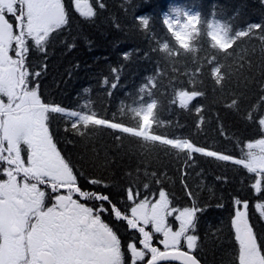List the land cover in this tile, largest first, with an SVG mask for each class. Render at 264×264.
Instances as JSON below:
<instances>
[{
    "label": "trees",
    "instance_id": "trees-1",
    "mask_svg": "<svg viewBox=\"0 0 264 264\" xmlns=\"http://www.w3.org/2000/svg\"><path fill=\"white\" fill-rule=\"evenodd\" d=\"M100 2L105 8H99ZM62 3L69 23L51 34L44 52L30 46L26 61L30 72L41 71L35 80L30 77L29 87L38 82L43 102L95 112L133 128L140 123L136 112L155 102L152 133L188 138L238 159L252 151L248 143L264 139V126L258 123L264 117V47L257 37L242 38L225 55L208 36L209 24H225L233 32L264 24V0H89L94 17H82L73 0ZM185 10L199 14L184 31L187 48L163 24L166 14L175 17L179 11L183 19ZM137 16L149 18L147 29L139 25ZM214 56L227 73L222 86L207 71L193 75L197 67L207 69ZM193 89L204 94L181 108L177 93ZM233 99L237 104L230 106ZM49 116L50 134L74 166L78 185L84 191L109 195L112 204L104 202L108 213L116 206L128 215L133 204L127 199L129 189L137 201L145 196L154 200L163 189L177 209L192 206L186 194L191 190L195 204L205 209L196 221L195 255L202 264H238L231 220L234 198H239L249 204V223L258 243L264 241V217L255 207L264 204V178L243 165L200 154L185 160L159 142H145L106 126H80L77 131L71 128L74 118ZM256 179L262 180L260 193L252 188ZM134 231L138 244L140 236ZM153 244L158 246L156 235Z\"/></svg>",
    "mask_w": 264,
    "mask_h": 264
},
{
    "label": "snow or ice",
    "instance_id": "snow-or-ice-1",
    "mask_svg": "<svg viewBox=\"0 0 264 264\" xmlns=\"http://www.w3.org/2000/svg\"><path fill=\"white\" fill-rule=\"evenodd\" d=\"M99 8H105L103 2L99 3ZM76 10L82 17L96 15L89 0H76ZM198 15L184 12L182 19L177 11L175 17L166 14L163 24L181 46L187 48V34L182 29L196 21ZM136 19L145 29L149 27L147 16H137ZM68 23L62 0H0V95L8 100L5 104L0 99V174L6 177L0 180V264H125L120 239L101 220L100 213L109 211L104 207V202L112 204L109 195L82 190L77 183L74 166L57 150L49 133V114H65V109L43 102L37 92L38 82L36 87H29L31 80L41 76V71L30 72L26 64L30 46L44 52L51 34ZM174 26L181 30L174 31ZM208 27L213 29L208 33L213 46H218L225 55L242 38L251 40L257 37L264 47V24H250L235 32L228 25L220 23L209 24ZM10 51L14 52L15 57L9 54ZM207 63V69L197 67L193 75L207 71L214 83L222 86L227 75L224 65L217 62L215 56ZM203 94L193 89L181 90L177 96L181 108H186L191 100ZM236 104L237 101L233 99L230 106ZM155 108L156 103L150 102L136 112L140 119L138 128L98 118L95 112L86 114L74 110L66 115L74 118L71 123L73 130L79 131L80 126H106L120 133L141 137L145 142H159L177 154H183L185 160H194L196 154L221 161L233 160L230 155L198 146L188 138L151 134ZM258 123L264 126V117ZM247 148L259 149V152L249 151L244 159L233 162L242 164L249 173L264 178V139L248 143ZM22 151L27 152L26 160L22 157ZM90 182L100 183L98 180ZM261 183V179H256L252 185L257 193L262 191ZM41 185L50 188L51 192L43 190ZM144 187L147 189L148 185ZM62 190H66V194H61ZM74 194H77V199L73 198ZM186 194L193 203L182 209L171 206L169 196L163 189L159 190V198L154 202L148 196L135 200L132 189H129L127 199L133 201L130 216L112 206L111 212L115 218L125 220L128 227L138 231L140 236L141 247H137L135 242L127 244L130 264H171L174 261L201 264L193 253L199 239L195 231L198 213L205 209L195 204L191 190ZM80 198L96 200L100 204L90 207L80 202ZM47 199H53L54 203L46 206ZM241 205L243 210H240ZM248 207L247 201L234 198L231 225L238 243L237 261L238 264H264V241L258 243L249 223ZM255 207L264 217V204ZM169 217L178 222L176 230L169 224ZM141 223L144 226H138ZM148 225H151L152 231L146 230L145 226ZM156 234L163 237L158 241L163 249L153 244Z\"/></svg>",
    "mask_w": 264,
    "mask_h": 264
},
{
    "label": "flooded vegetation",
    "instance_id": "flooded-vegetation-1",
    "mask_svg": "<svg viewBox=\"0 0 264 264\" xmlns=\"http://www.w3.org/2000/svg\"><path fill=\"white\" fill-rule=\"evenodd\" d=\"M22 157L25 158L26 160L27 158L26 151H22ZM40 187L46 192H51V189L46 188L44 185H41ZM61 194H66V190H62ZM73 198L77 199V194H74ZM80 202L85 203L87 206L90 207H98L100 204V202H94L93 200H85L83 198H80ZM53 203H54L53 199L46 200V206H51ZM100 215H101V220L104 223L108 224V226L111 227L113 231L117 234L118 238L121 241V250L124 253L125 264H130V253L128 252L127 244L130 242H134L130 238L131 230L128 227H126L125 224L119 222L114 215L110 218H108V214L104 212L100 213Z\"/></svg>",
    "mask_w": 264,
    "mask_h": 264
},
{
    "label": "rangeland",
    "instance_id": "rangeland-1",
    "mask_svg": "<svg viewBox=\"0 0 264 264\" xmlns=\"http://www.w3.org/2000/svg\"><path fill=\"white\" fill-rule=\"evenodd\" d=\"M74 4H75V6H76V0L74 1ZM186 12H188L189 14H195L194 12H192V11H186ZM195 21H193L192 23H194ZM190 26V25H189ZM189 26H187V27H189ZM187 27H185V28H187ZM185 28H183L182 30H184ZM178 30H181V29H178ZM6 104V103H5ZM70 111H73V110H67V109H65V114L67 113V112H70ZM255 143V142H254ZM252 151H255V152H259V149H252ZM235 159L233 158V161H234ZM159 198V197H158ZM157 198V199H158ZM153 202L155 201V200H152ZM243 210V209H242ZM168 222H169V224H171V226L173 227V230H176L177 228H178V226H179V224H178V222L177 221H175L174 220V218L172 217V219L171 220H169V218H168ZM151 226V225H150ZM149 229H150V227L149 226H147ZM156 237H157V239L158 240H160V239H162L163 237H162V235L161 234H156ZM200 254H201V256H203V254H204V252L201 250V252H200Z\"/></svg>",
    "mask_w": 264,
    "mask_h": 264
},
{
    "label": "water",
    "instance_id": "water-1",
    "mask_svg": "<svg viewBox=\"0 0 264 264\" xmlns=\"http://www.w3.org/2000/svg\"><path fill=\"white\" fill-rule=\"evenodd\" d=\"M174 262H177V263H180V264H181V262H180V261H174Z\"/></svg>",
    "mask_w": 264,
    "mask_h": 264
}]
</instances>
